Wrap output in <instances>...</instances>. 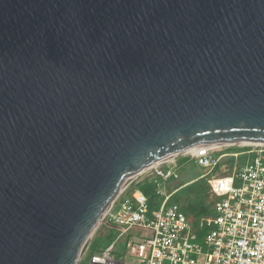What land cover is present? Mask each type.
Listing matches in <instances>:
<instances>
[{
	"label": "water",
	"instance_id": "1",
	"mask_svg": "<svg viewBox=\"0 0 264 264\" xmlns=\"http://www.w3.org/2000/svg\"><path fill=\"white\" fill-rule=\"evenodd\" d=\"M264 144V0H0V264H81L172 159Z\"/></svg>",
	"mask_w": 264,
	"mask_h": 264
},
{
	"label": "built area",
	"instance_id": "2",
	"mask_svg": "<svg viewBox=\"0 0 264 264\" xmlns=\"http://www.w3.org/2000/svg\"><path fill=\"white\" fill-rule=\"evenodd\" d=\"M180 159L207 169L203 177L213 198L214 216L201 219L211 226L202 242L179 204L172 201L177 189L168 186L179 178ZM216 168L221 173L211 176ZM143 180L153 184L156 205L149 208L148 196L133 186L103 222L123 227L118 238L135 227L144 230L138 235L142 240L126 241L125 253L131 260L116 256L111 243L86 254L84 260L89 264H264V144L242 143L187 153Z\"/></svg>",
	"mask_w": 264,
	"mask_h": 264
},
{
	"label": "trees",
	"instance_id": "3",
	"mask_svg": "<svg viewBox=\"0 0 264 264\" xmlns=\"http://www.w3.org/2000/svg\"><path fill=\"white\" fill-rule=\"evenodd\" d=\"M191 186L192 187L186 191L185 196L178 195L179 191L177 190L172 196V201L179 204L181 211L189 218L192 226L194 227L198 242H202L204 236L210 230L211 226L206 225L203 221H201V219L204 217L214 216L212 209L213 198L210 200L208 199L211 194L209 187L206 184V180L195 185L193 183ZM134 187H137L148 196L149 208H153V206L156 205L157 198L152 193V183L148 182L147 180H142L136 183ZM107 226L109 227L111 225H106L105 223L101 224V227ZM112 239V232L105 234L104 242L102 244H98L93 238L88 247L90 252L89 255L107 247L111 243Z\"/></svg>",
	"mask_w": 264,
	"mask_h": 264
},
{
	"label": "rangeland",
	"instance_id": "4",
	"mask_svg": "<svg viewBox=\"0 0 264 264\" xmlns=\"http://www.w3.org/2000/svg\"><path fill=\"white\" fill-rule=\"evenodd\" d=\"M207 171V169L202 168L200 166H197L194 162H192L191 160H187V159H180L179 161V168H178V172H179V178H177L176 180H172L170 185L172 184L175 188H177L178 195H184L186 194V191H188V189L190 187H192L191 185L194 183L198 184L200 182H204V180H206L205 177H203L202 175ZM221 173L220 168H216L213 170V172L211 173V176L217 175ZM197 182V183H195ZM212 198V196L210 195V197L208 198L209 200ZM123 230L122 226H118V225H111V226H107V227H101L100 230L98 231L96 237H95V241L98 244H102L104 242V238H105V234H107L108 232H112V241L111 243L114 244V254L116 256L119 255H123V261H129L131 260L130 256H128L125 251H126V241L128 239H131L133 241H140L142 240V237H138V235H142V233H144V230L141 228H132L129 231L125 232L120 238L119 237V233ZM110 243V244H111ZM98 252V251H97ZM90 252H87V256H89ZM83 264H89L88 261L85 259L83 261Z\"/></svg>",
	"mask_w": 264,
	"mask_h": 264
},
{
	"label": "crops",
	"instance_id": "5",
	"mask_svg": "<svg viewBox=\"0 0 264 264\" xmlns=\"http://www.w3.org/2000/svg\"><path fill=\"white\" fill-rule=\"evenodd\" d=\"M203 176V175H202ZM174 181V180H173ZM171 183V182H170ZM170 183H169V187L171 188V189H177V188H175L172 184L170 185ZM177 191V190H176Z\"/></svg>",
	"mask_w": 264,
	"mask_h": 264
}]
</instances>
